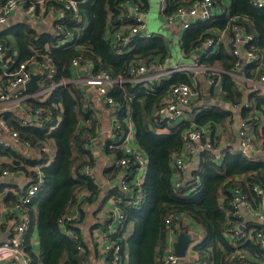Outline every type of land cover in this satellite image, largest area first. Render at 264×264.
<instances>
[{
    "label": "trees",
    "instance_id": "1",
    "mask_svg": "<svg viewBox=\"0 0 264 264\" xmlns=\"http://www.w3.org/2000/svg\"><path fill=\"white\" fill-rule=\"evenodd\" d=\"M7 1L0 0V8ZM34 1L37 0H24V7L28 8ZM66 1L45 0V5L63 9ZM126 1H82L78 5L77 15L73 11H66L51 32L39 33L26 24L17 25L12 30L20 48L19 61L33 57L41 60L43 55H47L56 68L54 76L45 79L40 89H47L41 94L50 92L47 99H39V94L28 100L29 104L44 110L41 125H19L17 117L7 113L12 128L18 131L22 141L30 142L31 150H37V157L0 147V172L4 168L23 170L34 180L37 177L36 167H41L43 172L42 189L38 197L26 206L28 224L23 240L24 251L31 257V264H163L167 220L170 219L176 231H187L193 236L190 245L194 252L186 258V264H233L235 262L231 261V256L241 245L232 243L225 235L232 226L230 223L236 221L230 214L233 192L236 187H241L256 200L253 186L260 184L264 187V160H252L244 153L229 148L224 150L225 155L219 160L217 153L206 150L200 154L197 167L191 174L186 171L176 173L172 157L183 149V138L187 131L192 128L205 130L218 146L220 135H216V130L234 120V111L227 104L212 102L195 114L193 122L188 119L169 125L158 122L157 112L171 87L180 83L193 84L192 72H176L170 77L147 82L115 84L110 90L115 106L100 95L119 121V127L114 128L115 139L105 146L106 152L116 157L106 171L109 179L115 181L109 194H103L96 176H88L84 171L86 165L92 168L96 165L91 145L97 135L98 119L86 112L88 97L86 89L77 83L79 72L72 66L73 60L83 56L84 60L94 63L95 72L107 70L114 78L127 79L131 64L148 63L168 52L167 44L159 34L135 41L132 49L123 53L112 46L108 30L110 26L121 24ZM134 1L142 12L150 7V0ZM165 1V13L170 14L194 0ZM232 1L231 14L225 15L219 26H241L247 34L253 35L251 45L264 54V7L256 6L252 0ZM211 19L198 20L197 28L208 27ZM66 34H70L72 40L62 42ZM208 37L200 38L186 33L182 39L184 53L192 54ZM0 42L6 45L8 54L13 55L7 34L0 35ZM237 60L232 52L220 48L212 56H203L200 63L221 67V95L225 103L232 107L249 97L252 106L243 109L242 114L252 115L254 104L257 109L264 110V95L252 90L246 97L236 76L230 73L236 72ZM243 72L245 76L254 78L260 70L254 64L244 68ZM129 117L135 130L136 145L149 159L142 185L144 200L140 205H121L125 219L111 235L112 240L120 245V250L117 253L113 250L102 251L98 241L87 243L82 231H85L83 225L90 232L93 228L104 229L107 220L99 219L94 227L84 220L94 203H98L96 214L109 197L124 199L131 196L130 192L122 189L120 179L125 169L116 162L124 155L121 145L129 133ZM137 171L138 165L133 163L128 170L132 185ZM178 181H181L180 185L176 186ZM45 192H49L46 197ZM132 195H137V189L134 188ZM10 198L15 205L21 202V196L11 194ZM73 211L78 212V218L67 223V228L77 230L80 240H74L60 227L62 216ZM22 221L19 217V223ZM191 223L199 230L192 231ZM36 229L40 236V252L33 248ZM241 247L259 251L256 244L247 243Z\"/></svg>",
    "mask_w": 264,
    "mask_h": 264
},
{
    "label": "built area",
    "instance_id": "2",
    "mask_svg": "<svg viewBox=\"0 0 264 264\" xmlns=\"http://www.w3.org/2000/svg\"><path fill=\"white\" fill-rule=\"evenodd\" d=\"M85 0H67L65 8L61 9L62 14L66 11H73L75 15L78 12V5ZM258 7L264 6L263 0H252ZM216 3V0H194L189 5L179 6L173 13L166 14L167 21L173 23L179 19L185 20V18H197L200 21L208 20L212 17V6ZM46 4L45 0H37L32 2L28 9L31 12H36L40 7ZM24 0H8L0 8V24L6 23L9 16L19 8L24 7ZM144 13L140 11L139 4L134 0H127L123 14L121 16V26H110L108 30V38L112 46L119 52L123 53L126 50L132 49V44L139 40H146L153 36L149 32L147 24L144 21ZM125 23V24H124ZM189 19L184 21V28H188L191 25ZM60 27V26H59ZM234 37H233V53L237 56L236 62L237 69H240L247 65L257 64L260 72L257 75V79L245 76L246 83L256 85L255 88H251L254 91L259 92L260 95H264V54L258 51L251 42L254 40L253 35L247 34L244 29L239 25H233ZM70 34H66L69 38ZM221 42V36H211L206 38L202 44L197 48L198 54L196 55L195 64L192 67L187 66H171L166 68V64L173 58L170 52H167L163 57L153 58L148 63L140 62L133 63L129 68V77L124 79L123 77L114 78L112 74L107 70L94 71V63L89 60H84L83 56L75 58L72 62V66L77 72L80 68L90 69L89 76L85 78L87 84L94 86L99 94L112 106H115L114 98L110 95V90L115 84L122 85L126 81L132 83L147 82L154 79H161L170 77L176 72H191L196 70L198 73L206 74L211 84H221L220 73L222 69L212 66H204L200 63L203 56L213 55L217 51L218 44ZM47 58H49L47 56ZM45 58L44 60L28 59L24 61L15 60L13 55L8 54L6 45L0 42V144L6 148H16L14 143H21L26 147L30 146L29 141H22L17 130L13 129L10 125L7 113L17 115V112H23L24 117L19 118V125L22 126H39L42 124L44 110L40 107H36L28 103V100L38 97L39 94L44 93L47 89L37 90V92L30 93L27 91V83L31 80L35 73L33 63L39 64V69L43 71L42 85L45 79L52 78L55 74L56 68L54 65ZM232 75L237 76L235 72H230ZM67 82H63L66 84ZM55 86V85H54ZM51 86V87H54ZM195 84L180 83L174 84L170 92L163 99V102L157 112L158 122L164 125L176 124L181 120H191L193 122V116L189 112V108L192 104V99L197 92H195ZM235 108L246 107L250 108L251 104L245 102L243 104L236 103ZM254 118L250 119L244 117V119L237 125V131L240 136L241 152L248 158L256 160L251 155L254 142L252 138V132L254 128L264 120L263 113L258 112ZM182 118V119H180ZM129 122V121H128ZM11 123H14L11 121ZM129 133L124 137L121 148L123 150V156L117 159V163L123 167L124 174L121 177V186L124 192H130L131 196L126 198L115 199L118 207L117 223L118 226L125 219V213L121 205L133 206L140 205L144 200V192L142 185L144 182L145 174L138 172L147 166L148 160L144 153L131 144L134 139V128L132 123L129 122ZM119 127V121L114 120V128ZM9 139V140H6ZM95 138H93L94 140ZM92 140V142H93ZM183 149L173 155V163L177 174L183 172L188 166V162L200 155L206 150H211L217 153V158L221 160L225 153L219 150V147L214 143L210 135H206V131L202 129L192 128L184 134ZM114 147V146H113ZM262 159V158H261ZM260 159V160H261ZM264 160V159H263ZM135 163L138 165V174L131 184V178L128 173L130 166ZM37 177L26 188L25 193L21 196V202L18 204L19 208L24 212V219L16 229L18 235H25L28 216L26 213V206L30 204L39 194L44 183L43 172L41 167H37ZM85 173L88 176L94 177L95 173L90 165H86L84 168ZM4 174H8L5 170ZM181 181L176 183V186L180 185ZM137 189V195H132L133 190ZM253 190L256 194V200L250 197V194L246 193L241 187H236L231 199L232 210L230 214L236 218L235 223L231 224V227L225 232L226 237L232 242L240 244H256L259 248L257 258H252L250 253L242 250H237L231 256L233 264H264V187L260 184H255ZM244 210H247L249 214L255 217L261 225L255 227H249L246 224L244 218ZM78 218V212L73 211L65 214L60 219V227L68 234H70L74 240H80L81 236L77 230L73 228H67V223L74 222ZM168 221L167 237H166V249L165 254L162 257L163 264H179L182 260L176 253V243L179 232ZM117 231V226H111L109 230L102 234L101 237V250L108 251L113 250L119 252L120 245L113 241L111 235ZM119 257L117 256V259ZM22 264H31V257L28 254H24ZM205 264V263H204Z\"/></svg>",
    "mask_w": 264,
    "mask_h": 264
},
{
    "label": "crops",
    "instance_id": "3",
    "mask_svg": "<svg viewBox=\"0 0 264 264\" xmlns=\"http://www.w3.org/2000/svg\"><path fill=\"white\" fill-rule=\"evenodd\" d=\"M156 1L157 0H150L149 9L146 12H143L145 17L144 21L147 24L149 32H151L152 34H159L164 38L167 44L168 52H170L173 56L170 62H172L174 59L173 50L171 49L172 45L170 41V35H173L175 37L174 45H179L181 47V50L183 52L182 56L184 59L191 57L196 59V55L199 52L195 50L190 55L184 53V49L182 47V39L185 37L186 33L191 36L198 35L200 38L204 37L205 35L209 37H211L212 35L213 36L220 35L221 42L218 44L217 51L218 49L222 48L225 50H229L230 52H232V54H234L233 53L234 24H230L225 28L219 26L220 22L225 18V15L229 16L231 14L230 12L232 8V2H233L232 0H216V3L212 6L213 15L211 17L212 19L210 20L211 24L208 27L197 28L196 22L199 20L198 17L185 18V20L189 19L192 22L191 25L188 27L190 28L192 26L189 30L188 28H184L183 24L185 20L183 19H179L173 23L167 21L165 17L166 1L165 0H159V2ZM153 3H155L156 5L159 4V8L156 9L154 14L151 16L152 17L151 20L149 19V12L152 9ZM63 16L64 14H62L61 9H58L51 5H44L40 7L36 12H31L28 8L22 7L14 11L9 16L6 23L0 24V35L2 34L8 35L13 48L12 54L14 57L17 55L19 59L21 54L20 48L16 39L13 36V31H12L15 26L20 24H26L36 29L39 33L51 32L55 29L56 24L60 23ZM243 19H247V18L243 17ZM157 20H160V22ZM120 23L121 24L119 26L122 25V22ZM165 23L170 24L169 30L166 28ZM65 40L68 41L72 40V36H69V38L66 37V39H64L62 42H65ZM216 52H214L213 54H215ZM43 56H44L42 58L43 60L47 58V55H43ZM31 59L40 62V60L35 57ZM47 59L49 62L52 63V59L50 57ZM33 64L35 70L34 74H41V78L38 80V84H40V87L37 90H39L42 86V77L44 76V73L42 70L39 69L40 68L39 64L35 62ZM181 66L192 67L193 65L184 64ZM247 66H244L240 69H237L236 67V72H235L236 74H238L236 78L242 89L245 91L246 97L248 95L247 93L252 92V89L255 88L256 86L249 83L247 84L244 79L246 74H244L243 70ZM215 67L221 69V67L219 66H215ZM81 70H86L85 74H82ZM90 72H91L90 69H88L87 67L80 68L78 73L77 83L81 84L86 89V95L88 97L86 102V106H87L86 112L88 113L90 112L91 115L96 116L98 119V126L96 129L97 135L91 145V150L96 159V165L93 168V170L96 176V181L100 184L101 189L103 190V194H109V191L113 187L115 181L114 179H109L110 176H108L106 171L115 162L116 157L113 156L112 153H107L105 150V146L108 141H111L116 137V134L114 133V120L116 119V115H115L116 113H114L111 108L109 109V107L106 106L97 89L94 86H91L86 83L85 78L89 76ZM191 72L193 73V84L195 83L194 76H196L197 77L196 85L199 86L201 95L204 96H202L203 98L199 99L200 97L197 96V94L194 95L192 99V104L189 108L190 114H192V116L194 117L196 113H198L202 108L211 105L212 102H222L224 104H227V106H229L234 111L233 113L234 120L223 126H219L218 129L216 130V135L217 136L220 135L218 147L219 150L223 153L224 150L227 148L233 151L241 152L240 136L237 131V125L244 119V117L252 119L257 114H259L258 112H262L264 117V110L257 109L254 104V108L252 109V113L254 112V114L252 115L250 114L246 116L243 115L242 111L243 109H246V107L235 108L234 106L235 104L231 107L230 104L225 103V100L221 95V84H211L206 74L197 73L198 75H195L193 70H191ZM257 77L258 76H255V79H257ZM37 90L31 91L27 89V91L30 93H34ZM245 102H249L250 104L253 103L249 97L246 98L240 104H243ZM16 114L17 115L15 116L17 117L16 118L17 121H19V118L25 116L23 112H17ZM129 120L130 117L128 118V121ZM251 135L255 146L251 151V155L257 157L255 158L256 160H260L261 158L264 159V120L263 119L262 122H260V124H258L254 128ZM133 137L134 139L132 140L131 144L137 147L135 141V130ZM13 145L16 148H12V149L21 151L24 155L26 154L33 158H36L38 155L37 150H31L29 147H26L21 143H14ZM0 147H4V146L0 144ZM144 155L149 161L147 155L145 153ZM196 167H197V156L188 162V166L186 167L184 172L186 171L187 174H191V171ZM37 169L38 168L36 167V173L38 171ZM147 169H148L147 167H144V169H141L138 172L140 173L143 172L142 174H145L146 176ZM5 170L8 171V174L6 175L4 174ZM33 181L34 179H32V177L29 176L28 173H26L23 170L13 171L10 170L9 168H4L0 172V264H22L21 259L25 254L24 246H23L24 237L22 238L21 235L20 236L18 235L16 227L23 222L22 220L24 219V212L19 208L18 204L16 205L13 204L15 201L13 202V199L10 198V195L15 194L16 196H22L25 193L26 188ZM97 205L98 203H94L93 208H90L88 210L87 217L85 218L84 221H86L89 226L92 225L94 227L95 224L99 221V219L102 221L107 220L108 222L106 221V228L104 229L93 228V230L90 232L87 229V226L83 225L85 231L83 230L82 234L85 241H87V243L89 244L90 242L98 241L99 247L101 249L102 234L106 233L112 225L115 227L118 226L117 223L118 207L116 205L115 198H111V197L108 198L104 207L95 214ZM262 207H264V205ZM243 214L245 220L247 221L246 222L247 226L255 227L261 225L259 220L251 216L247 210H244ZM19 217L22 221L21 223H19ZM191 226L193 229L192 231L199 230V228L194 223H191ZM241 245L243 246L245 244H241ZM241 245L239 246L240 248L238 247V250H242L244 252L250 253V256L252 258H257L259 253L258 250L252 251L249 248L241 247ZM33 248L36 252H40V236L38 233V229L34 231ZM193 252H194L193 248L190 245L187 256L185 257V259L182 258L179 264H186L187 261L186 258L192 255Z\"/></svg>",
    "mask_w": 264,
    "mask_h": 264
},
{
    "label": "rangeland",
    "instance_id": "4",
    "mask_svg": "<svg viewBox=\"0 0 264 264\" xmlns=\"http://www.w3.org/2000/svg\"><path fill=\"white\" fill-rule=\"evenodd\" d=\"M156 2H159V0H157ZM159 8V4L158 5H156L155 3H153V5H152V9L150 10V12H149V19H151L152 20V15L154 14V12H155V10L156 9H158ZM150 21V20H149ZM157 21H159L160 22V20H157ZM165 26H166V28L169 30V28H170V24H168V23H165ZM157 31H158V29H157ZM174 36L173 35H170V41H171V45H172V47H171V49L173 50V54H174V59H173V61L172 62H170V63H167L166 64V68H169V67H171V66H175V65H184V64H188V65H194L195 64V59L194 58H186V59H184L183 58V56H182V54H183V52H182V50H181V47L179 46V45H174ZM18 59V56L16 55L15 56V60H17ZM191 67V66H190ZM193 72L195 73V75H198V74H203V73H198L196 70H193ZM198 73V74H197ZM202 76V75H201ZM194 82L196 83L197 82V77L196 76H194ZM194 83V84H195ZM198 86V85H197ZM195 92H197V96H199L200 98L199 99H201V98H203L202 96H204V95H201V91H200V88H199V86L198 87H196L195 89ZM50 95V92L48 91L47 93H45V94H41L39 97V99H41V100H45V99H47V97ZM180 119H182V118H180ZM147 166H148V163H147ZM146 166V167H147ZM49 194V192H46L45 193V197L47 196ZM54 198H55V196H54Z\"/></svg>",
    "mask_w": 264,
    "mask_h": 264
},
{
    "label": "water",
    "instance_id": "5",
    "mask_svg": "<svg viewBox=\"0 0 264 264\" xmlns=\"http://www.w3.org/2000/svg\"><path fill=\"white\" fill-rule=\"evenodd\" d=\"M86 70H81L82 74H85ZM41 78V74H33L31 80L27 83L28 90H37L40 87L38 80ZM87 87V86H86ZM200 159V155L197 156V160ZM193 241V236L187 231H180L176 243V253L179 257L185 258L187 256L189 246Z\"/></svg>",
    "mask_w": 264,
    "mask_h": 264
}]
</instances>
